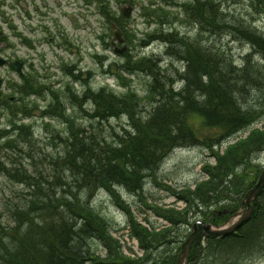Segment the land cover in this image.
Returning <instances> with one entry per match:
<instances>
[{
    "label": "rangeland",
    "instance_id": "374dc122",
    "mask_svg": "<svg viewBox=\"0 0 264 264\" xmlns=\"http://www.w3.org/2000/svg\"><path fill=\"white\" fill-rule=\"evenodd\" d=\"M2 1L9 17L12 13L10 0ZM152 1L156 3L151 5ZM185 2L183 0V3ZM36 3L44 6L42 11L48 16L45 19L49 23L48 29L50 30L45 34L48 43L43 39L42 48L38 47L41 49L31 50L35 62L34 68L43 75L42 78H38V75L36 78L42 80L52 90L61 91L60 99L65 107L67 119L71 120L69 123H72L73 127L83 128L82 136L86 140H104L108 143L116 137L115 141H117L115 131L122 136L121 128L132 122L130 113H126V116L124 111L114 110L111 105H108L109 91L123 98L124 96L141 98L142 110L139 115L146 118L147 111L151 108L148 100L151 98L152 77L148 74L151 72L148 65L152 60L155 59L156 63L160 64V75L164 73L172 79L173 84L179 82L177 85L181 87L179 75L184 70V64L171 52L170 45L165 41L163 34L167 30L176 32L180 38L195 41L194 43L198 46L214 44L224 50L239 67L243 66L242 57L249 52L252 53V59L259 60L260 58L263 64V57L260 53H254L250 44L234 37L230 32V35L224 34L221 38L214 32L210 34L201 32V24L190 21L181 5L172 7L162 5L169 9L167 11V16L171 18L169 24L157 22V17L149 16L147 12V7H159L161 0H37ZM87 3L90 4L87 6ZM95 3L108 9L112 20L122 26L120 29L123 42L117 43V48L110 45L113 39L110 19H103L104 16L98 13ZM214 3L217 6L220 24V19H223L229 26L242 23L243 26L264 36V10H261L264 0H214ZM209 10L207 8V11ZM203 11L205 10H201L200 13ZM37 18L38 16L33 17L34 20ZM206 19L204 23L208 24ZM20 29L24 32L22 27ZM212 30L217 31L218 29ZM40 35L43 37L44 33ZM123 47L125 50L119 52V49ZM16 48L19 55L26 52L22 45L17 44ZM179 51L182 53L180 47ZM41 52L43 54H40ZM4 54H9V51L6 50ZM149 59L150 62H146V70L137 68L140 61ZM64 68L71 74H65ZM3 72L4 68L3 70L0 68V74ZM10 77L16 78L12 73ZM35 79L33 78L32 82H35ZM66 87L73 89L74 98L78 97L77 101L84 104V109L82 104L78 105L75 100L73 102L76 104H71L70 96L63 93ZM89 90L93 91L92 93L101 90V93L90 97L86 94ZM245 90L249 93L246 98L249 102L245 101L247 105L252 108H262L261 110L256 108V118L246 127L232 135L231 138H226L222 143L215 144L214 152L223 154L230 146L243 144L244 140L251 136L259 138L264 134V81L261 92L248 87ZM92 97H94L93 100ZM24 99L28 103V114L23 115L21 112L16 114L14 118L17 124L14 128L9 125L8 113L0 110V131H3L0 134V170H7L15 176L14 169L22 163L26 171L19 173L21 178L27 176L29 179V174L42 175L44 184L49 185L46 180L53 176H61L63 172V176L68 181L71 180V173L67 171V165L63 159L54 162L58 155L64 156L61 140L68 135L70 137L69 123L58 114L50 115L44 112L46 105H49L52 99L49 91L43 89L41 95L32 93ZM94 99L100 103L101 107L108 108L111 116L96 118V110L93 108ZM116 111L119 112L115 114ZM186 122L197 140L190 145L178 146L169 152L160 162L157 174L145 180L143 194L135 196L123 192L130 210L118 208L115 205L116 201L108 197L103 188H96L93 202L98 212L105 216L108 224L106 228L101 227L104 233L103 241L98 237L89 240L93 254L91 264H130L129 258L137 260L131 264H174L172 258L178 253L182 242L191 232V224L178 226L180 236H182L177 242L173 241L170 244L172 257L170 252L167 253V248L160 247L159 243L148 247L150 245L148 240L145 241V247L148 248L140 249L138 235L148 236L151 231L149 229H152L154 224L157 229L168 225L166 220L157 217L154 211H162L168 206L181 210L187 206L176 196V193L180 192L168 190V188L174 187L178 190L189 186L191 189H196L201 180L205 181L209 178L201 167L205 162L214 165L217 159L210 147L205 144V140L209 137H219L223 132L222 124H226L222 120V123L217 126L208 125L205 119L197 113L188 115ZM25 126L29 128L28 134ZM8 139L11 140L12 146L5 145ZM17 142H21L20 150L14 151L12 147ZM241 149L242 145L239 150ZM254 161L260 169L256 168V176L253 171L247 173L246 180L252 181L250 187L264 169V153L256 154ZM2 174L4 173H0V221L5 226H11L14 221L10 216V210L24 199L29 187L26 184L25 188L23 187L25 183L22 184ZM250 187L244 191L243 196ZM260 195H264V186ZM214 204L209 210L222 212L223 208H226ZM142 228H147L149 231ZM173 233L176 234V230ZM135 234L137 236H134ZM200 239L204 245L206 237L201 235ZM262 239L264 240V232ZM108 246L112 255L109 254ZM236 264H264V249L256 252V255L246 253Z\"/></svg>",
    "mask_w": 264,
    "mask_h": 264
},
{
    "label": "trees",
    "instance_id": "16d2710c",
    "mask_svg": "<svg viewBox=\"0 0 264 264\" xmlns=\"http://www.w3.org/2000/svg\"><path fill=\"white\" fill-rule=\"evenodd\" d=\"M185 1L183 3V0H161L159 7H147V12H149V16H156L157 22L170 24L171 18L167 16L169 9L162 5L166 4L167 7L181 5L190 21L193 20L201 24V32L209 34L214 32L218 34L219 38L224 34L226 36L230 33L233 34L234 37L250 44L254 53H260L263 57V64H261L260 58L259 60L252 59V53H248L242 57L243 66L239 67L234 64L233 59L224 50L214 44L198 46L194 43L195 41H190L184 37L180 38L176 32L167 30L163 34L165 35L164 39L170 45L171 52L180 58L184 64V70L179 75L185 83L184 87L176 88V83L173 84L170 77L164 73L161 76L160 64L156 63L155 59H151L152 62L148 65L149 71H151L148 74L152 77L151 98L148 100L151 103V108L147 111L148 114L145 119L139 115L142 110L141 98H129L127 96L123 98V96H117L109 91L108 105H111L114 110L124 111L125 115L130 113L132 122L129 126L124 125L121 128L123 137L115 131L114 134L118 140L115 141L116 137H114L108 143L104 140L93 139L90 141L84 139L82 136L83 128L73 127L72 123H69L71 120L67 119L65 115V107L60 99L61 91H55L48 88L47 85L39 84L38 92L47 87L52 95V100L48 103L49 105H46L44 112L47 114L57 113L69 123L70 137L68 135L65 139H60L64 156L58 155L54 162L63 159L67 165V171L70 173L79 172V176H82L81 173L96 168L101 172V183L99 185L91 183V186L85 183V186L78 188L72 181H68L62 172L61 176H53L46 180L49 185H45L42 181V175L29 174V179L27 176L21 178L19 173L26 171L21 165L22 163L14 169L16 171L15 176L7 170H0V173H6L8 178L10 176L29 187H27L28 192L24 199L10 210L14 224L5 226L0 221V264L2 261L7 264H38L40 261H43L42 264H57L58 262L51 263L49 261L50 254L42 251L38 243L49 241V235L54 233V229L65 232L71 231L65 221L59 215L53 214L51 209V206L63 205L68 199H74L78 202V208L84 214L89 215L90 219L93 217L91 220L94 221L95 219L98 226L90 231L86 229L87 234L83 230L77 231L76 228L78 238L71 241H68L67 238L63 239L61 254L63 258L76 260L78 264H91L93 254L89 240L98 237L103 241L104 233L101 227L106 228V224H108L105 216L98 212L97 206L93 202L96 188H103L107 196L116 201L115 205L118 208L130 210L125 199L122 198V193L114 189L110 191L109 187L105 185H116L115 181H118L121 184L118 187L124 188L126 194L135 196L143 194L144 182L147 177L141 178L138 175V172H142L139 168V165L143 164L140 161L142 155L149 154L152 157L147 166L153 163L158 166L173 149L178 146L190 145L197 140L186 122L187 116L193 113L200 114L208 125L217 126L222 123V120L226 122V124H222L223 132L219 137H209L205 140V144L210 147L217 161L214 165L209 162L202 165L201 170L209 178L205 181L201 180L196 189H191L189 186L178 190L174 187L168 188V190L180 192L176 193V196L183 200L187 206L181 210L168 206L162 211H154L156 215L166 219L169 225L159 229L153 225L152 229H149L151 231L142 228L149 231L150 234L148 236L138 235L140 248H148L159 243L160 247L167 248V253L170 252L172 257L173 252L170 244L173 241L177 242L178 238L182 236H180L178 226L190 225L198 218L220 222L222 218L218 211L209 210L213 203L226 207L223 210L226 209L229 213L239 207L244 191L252 183L251 180H246L247 173L253 171L256 176V168L260 169V166L255 164L254 156L260 151H264V134L259 138L251 136L244 140L243 144L230 146L223 154L214 152V150L216 149L215 144L222 143L226 138L231 137L252 122L257 116L256 110L262 108L256 107V109L247 105L248 103L245 101L249 102L246 99L249 93L245 88H254L261 92L264 81V36L249 27L243 26L242 23L229 26L225 24L223 19H220V24L214 0ZM152 4L154 1L151 2ZM207 8L210 10L207 11ZM201 10L205 11L200 13ZM261 10H264V3ZM205 18H207L208 24L204 23ZM216 28L217 31L212 30ZM179 47L182 53L179 51ZM146 62H150V59L140 61L137 68L146 70ZM64 73L71 72L64 68ZM192 86H195L198 91L197 96L194 95L195 98H191L189 93L190 89L193 88ZM92 92L89 90L86 94L91 97L94 94H100L101 90L96 93ZM25 93V89L20 92L21 95ZM63 93L70 96L71 101L75 100L78 105H81V102L77 101L78 97L74 98L75 94L72 88L66 87ZM198 96L206 97L209 106H203L198 101ZM222 98L225 102L218 105ZM25 105L26 102L22 96L20 102L11 108V112H14L13 114L21 112L25 115ZM93 106L96 110V118L111 116L109 109L101 107L96 99H94ZM215 106L217 108L214 109ZM117 112L119 111H116L115 114ZM237 123H239L238 126H236ZM27 130H29L28 126H25V131L28 134ZM10 141L8 139L5 145L12 146ZM20 145L21 142H17L12 150L19 151ZM241 145L242 149L239 150ZM124 165L127 166L125 171ZM147 168L152 169L153 167ZM135 174L137 177L134 176ZM153 175L154 172L151 176ZM10 181L14 182L12 179ZM27 181L29 182L27 183ZM82 181L84 182V179ZM57 182L61 185H67L69 193H57L59 186L53 188ZM49 189H53L51 192L52 200L47 198L50 193ZM54 194H56L55 197ZM227 215L229 214H225V217ZM80 222L82 221H79L78 224ZM174 230H176V234L173 233ZM83 232L85 235L81 236L80 234ZM263 232L264 195H260L255 202L252 216L240 227L238 233L220 237L208 236L204 245L198 237L189 252L188 264H236L246 253L256 255V252L264 249ZM147 240L150 245L145 247ZM108 249L109 254L112 255L109 246ZM176 256L177 253L172 258L174 264H176ZM128 262L131 264L137 260L129 258Z\"/></svg>",
    "mask_w": 264,
    "mask_h": 264
},
{
    "label": "flooded vegetation",
    "instance_id": "af4514ba",
    "mask_svg": "<svg viewBox=\"0 0 264 264\" xmlns=\"http://www.w3.org/2000/svg\"><path fill=\"white\" fill-rule=\"evenodd\" d=\"M36 2L37 0H11L9 5L12 13L9 17L3 5L0 6V60L3 61L0 67L7 68L5 75L0 74V109H3L5 104L4 87L9 80L13 79L7 75L8 72H12L17 77L24 68L29 82L35 77L31 50L36 49L37 51L42 48L44 38L40 34L46 33L49 25L45 19L48 16L42 11L44 7ZM34 16L38 18L34 20ZM21 27L24 32L20 29ZM12 41L18 44L24 43L28 47L23 57L17 53L15 47H9ZM39 46L41 48H38ZM6 50L9 54H4Z\"/></svg>",
    "mask_w": 264,
    "mask_h": 264
},
{
    "label": "bare ground",
    "instance_id": "6f19581e",
    "mask_svg": "<svg viewBox=\"0 0 264 264\" xmlns=\"http://www.w3.org/2000/svg\"><path fill=\"white\" fill-rule=\"evenodd\" d=\"M179 81L181 82V88L184 87L185 83L183 81L182 78L179 79ZM169 86V85H167ZM193 88L190 89L189 93L191 98L195 96H197L198 91L197 89H195V86H192ZM195 95V96H194ZM198 101L201 102V104L203 106H209L207 105V101H206V97L201 98V96H198ZM225 100L222 98L221 99V103H218V105H222V103H224ZM203 108V107H202ZM217 108V106L214 107V109ZM205 110V108H204ZM239 123L236 124V126H238ZM129 126V125H127ZM240 129V128H239ZM231 138V137H229ZM177 148V147H176ZM152 159V157L149 154L146 155H142L141 160L143 162L142 165H139V168L142 170L141 173L138 172V175L143 178V177H149L151 176V174L154 172V175L157 174V171H159V166L160 163L158 164V166H156V164H151L150 166H147L148 161H150ZM155 166V167H154ZM127 166L124 165V171L126 169ZM147 167H153L152 169H149ZM79 172H72L71 173V180L74 183V185L76 184L78 186V188L85 186V183L87 185H90L91 183L94 185H99V183H101V172L94 168L88 172L85 173H81L82 176L78 175ZM135 177H137V175H134ZM84 179V182L82 181ZM116 185H105L107 187H109V189H114L117 192L123 193L124 192V188L122 187H118L121 186L120 182L115 181ZM60 183H55L53 185V188L57 187V193L60 192L62 194H67L69 193L68 186L66 185H61ZM91 186V185H90ZM93 186V185H92ZM101 188V187H98ZM53 189H49L48 191L50 192L47 195L48 200H52V192ZM54 197L56 196V194L53 195ZM78 202H76L74 199H68L66 203H64L63 205H59V206H51L52 209V213L55 215H59L63 221H65L66 225L69 226L71 228V231L69 232H65L62 230H58V229H54V233H52L51 235H49L50 239H48L49 241H43V243H38L41 248L42 251L47 252L48 254H50V262L51 263H56L57 264H78L76 260L71 259V258H63L62 254H61V248H62V241L63 239L67 238L68 241L71 240H75L76 238H78V234L76 233V228L77 231L79 230H83L84 232L86 231H90L93 229H96L98 226V222L94 219V221H92L91 219H93V217L90 219L89 215L84 214L79 208H78ZM79 221H82L78 224ZM78 224V225H77ZM88 227V228H87ZM81 233L80 235L83 236L85 235V233L87 234V232L85 233ZM83 250V249H82ZM60 261V262H59ZM43 261H40L38 264H42ZM1 264H7L4 261L1 262ZM50 264V263H49Z\"/></svg>",
    "mask_w": 264,
    "mask_h": 264
},
{
    "label": "water",
    "instance_id": "95a60500",
    "mask_svg": "<svg viewBox=\"0 0 264 264\" xmlns=\"http://www.w3.org/2000/svg\"><path fill=\"white\" fill-rule=\"evenodd\" d=\"M126 13V12H125ZM127 14V13H126ZM114 40H117L118 43L122 42V35L119 29H116L114 32ZM118 50V49H115ZM125 50V47L119 49V52H123ZM264 183V169L262 170L260 176L258 177L256 183L253 185V187L246 193L245 198L243 200V203L245 204V208L242 210V214L239 219L232 222L231 224L227 226H215L212 227L211 224L202 222L201 227L205 234L207 235H222L233 232L240 224L247 219L251 212H252V201L255 198V195L257 194L258 190ZM193 231L188 235L186 240L183 242L181 246V250L178 253L177 256V264H187V255L190 250V247L195 240L197 234H198V226L197 223L193 224Z\"/></svg>",
    "mask_w": 264,
    "mask_h": 264
}]
</instances>
